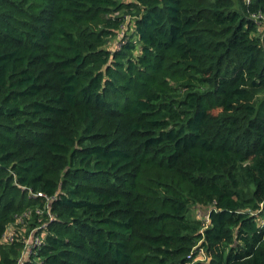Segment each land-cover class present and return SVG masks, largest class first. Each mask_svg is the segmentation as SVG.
Masks as SVG:
<instances>
[{
  "label": "trees",
  "instance_id": "trees-1",
  "mask_svg": "<svg viewBox=\"0 0 264 264\" xmlns=\"http://www.w3.org/2000/svg\"><path fill=\"white\" fill-rule=\"evenodd\" d=\"M260 15L0 0V264H264Z\"/></svg>",
  "mask_w": 264,
  "mask_h": 264
},
{
  "label": "built area",
  "instance_id": "built-area-1",
  "mask_svg": "<svg viewBox=\"0 0 264 264\" xmlns=\"http://www.w3.org/2000/svg\"><path fill=\"white\" fill-rule=\"evenodd\" d=\"M246 1L250 2V0H246ZM258 17H260L262 19V21L264 22V16L260 15ZM120 37H121V35H120ZM32 197L38 198V197H46V196L42 193H33ZM46 198H47V200H50L49 197H46ZM260 212L263 213V215H264V203H262L260 205L259 213ZM36 213L41 214L40 211H38V210H36ZM30 215L32 216V212H31V210H28V211L24 212L21 216H19L17 219L19 220V222H23L25 220L24 218H28ZM52 221H53V217L51 214H49L48 215V222L40 224V228H44L45 226H48V224L51 223ZM260 225L262 227L264 226V218H261ZM14 235L15 234H14L13 230L11 229V230H7L4 237L9 241H13ZM41 243H42V238L37 233H35L34 231L29 233L25 239V245H24V252L23 253L29 254L34 247L39 246ZM201 254L204 255L202 250H201ZM17 264H24L23 259L19 258V260L17 261Z\"/></svg>",
  "mask_w": 264,
  "mask_h": 264
},
{
  "label": "rangeland",
  "instance_id": "rangeland-1",
  "mask_svg": "<svg viewBox=\"0 0 264 264\" xmlns=\"http://www.w3.org/2000/svg\"><path fill=\"white\" fill-rule=\"evenodd\" d=\"M119 38H120V36H119ZM203 214H204L203 211L200 209H194L192 212V215L194 217H196L197 219H204L205 216H203Z\"/></svg>",
  "mask_w": 264,
  "mask_h": 264
},
{
  "label": "crops",
  "instance_id": "crops-1",
  "mask_svg": "<svg viewBox=\"0 0 264 264\" xmlns=\"http://www.w3.org/2000/svg\"><path fill=\"white\" fill-rule=\"evenodd\" d=\"M263 217L262 218H264V215H262Z\"/></svg>",
  "mask_w": 264,
  "mask_h": 264
}]
</instances>
